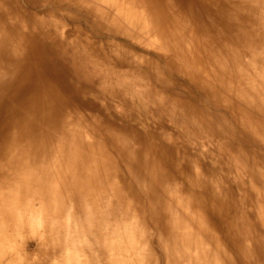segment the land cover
I'll list each match as a JSON object with an SVG mask.
<instances>
[{
  "label": "bare ground",
  "instance_id": "1",
  "mask_svg": "<svg viewBox=\"0 0 264 264\" xmlns=\"http://www.w3.org/2000/svg\"><path fill=\"white\" fill-rule=\"evenodd\" d=\"M0 264H264V0H0Z\"/></svg>",
  "mask_w": 264,
  "mask_h": 264
},
{
  "label": "rangeland",
  "instance_id": "2",
  "mask_svg": "<svg viewBox=\"0 0 264 264\" xmlns=\"http://www.w3.org/2000/svg\"><path fill=\"white\" fill-rule=\"evenodd\" d=\"M93 99V97H90V99ZM106 101H104L103 99H101L100 101H96V105L97 106H99V108H102V109H100L102 112H103V114L104 115H106V117H109V115L110 114H113V113H115L116 111H115V109L114 108H112L111 106H109V104H106L105 103ZM136 102H138V104L140 103L141 105H140V107L141 108H143L145 105H144V103H143V101H142V99H140V100H136ZM115 103V102H114ZM116 104V103H115ZM106 107H105V106ZM101 106V107H100ZM125 112L127 113V115H128V110H126L125 109ZM130 113V112H129ZM98 114V113H97ZM124 119H126L125 121H123V122H128V123H130V124H134V125H136V126H142V123H144V126L146 127V126H149V127H151V128H154L155 129V122H154V117L152 118V117H149V121L150 122H148V123H145V119L143 118V116L141 117L140 115H138V116H135L134 114H130L129 116H125L124 117ZM144 120V121H143ZM122 122V123H123ZM121 123V120H117V124H120ZM146 124V125H145ZM166 124H167V127L168 128H174L175 129V127H176V125L174 124V122H171V121H167L166 122ZM30 243V244H29ZM27 245V246H26ZM29 245H31V247L29 246ZM30 247V248H29ZM34 247H35V241L33 240V239H29L28 241H27V243H25V245H24V248H25V250L27 251V252H32V250L34 249ZM29 248V249H28Z\"/></svg>",
  "mask_w": 264,
  "mask_h": 264
}]
</instances>
